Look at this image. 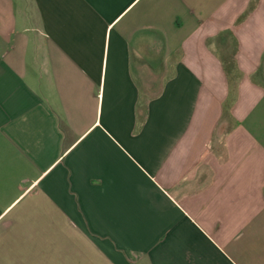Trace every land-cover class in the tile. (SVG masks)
<instances>
[{
	"label": "crops",
	"instance_id": "0c3cea01",
	"mask_svg": "<svg viewBox=\"0 0 264 264\" xmlns=\"http://www.w3.org/2000/svg\"><path fill=\"white\" fill-rule=\"evenodd\" d=\"M0 264H264V0H0Z\"/></svg>",
	"mask_w": 264,
	"mask_h": 264
},
{
	"label": "rangeland",
	"instance_id": "374dc122",
	"mask_svg": "<svg viewBox=\"0 0 264 264\" xmlns=\"http://www.w3.org/2000/svg\"><path fill=\"white\" fill-rule=\"evenodd\" d=\"M228 118V117H227ZM228 120H229V118H228ZM229 122V121H228Z\"/></svg>",
	"mask_w": 264,
	"mask_h": 264
}]
</instances>
